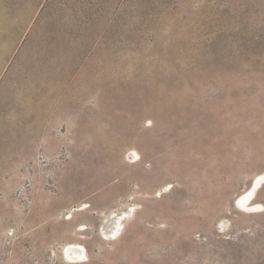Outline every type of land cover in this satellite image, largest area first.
<instances>
[{"label":"rangeland","instance_id":"374dc122","mask_svg":"<svg viewBox=\"0 0 264 264\" xmlns=\"http://www.w3.org/2000/svg\"><path fill=\"white\" fill-rule=\"evenodd\" d=\"M261 173L264 0H0V264H264Z\"/></svg>","mask_w":264,"mask_h":264},{"label":"bare ground","instance_id":"6f19581e","mask_svg":"<svg viewBox=\"0 0 264 264\" xmlns=\"http://www.w3.org/2000/svg\"><path fill=\"white\" fill-rule=\"evenodd\" d=\"M263 185H264V174L261 173L259 175H256L251 180L249 186L246 187L245 190H243L241 193H239L236 196L234 200L235 206L241 211H245L248 213L258 212L259 210L255 209V203L253 202V199L255 198L256 191L259 188L263 187ZM66 253L68 255L70 254L71 257L77 258L80 256V252L77 249L72 248V247L71 248L68 247L66 250Z\"/></svg>","mask_w":264,"mask_h":264}]
</instances>
